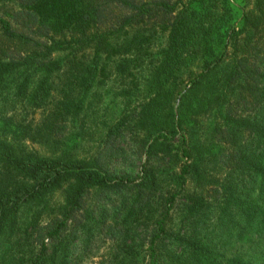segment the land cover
<instances>
[{
  "label": "trees",
  "instance_id": "1",
  "mask_svg": "<svg viewBox=\"0 0 264 264\" xmlns=\"http://www.w3.org/2000/svg\"><path fill=\"white\" fill-rule=\"evenodd\" d=\"M116 79L137 107L104 136L139 134L136 180L65 137ZM19 103L43 117L15 119ZM91 193L119 202L95 221ZM44 216L50 251L23 255ZM71 223L115 242L107 264L137 263L139 228L146 264H264V0H0V264H70Z\"/></svg>",
  "mask_w": 264,
  "mask_h": 264
},
{
  "label": "rangeland",
  "instance_id": "2",
  "mask_svg": "<svg viewBox=\"0 0 264 264\" xmlns=\"http://www.w3.org/2000/svg\"><path fill=\"white\" fill-rule=\"evenodd\" d=\"M19 7L17 4L9 6L8 12L13 15L15 12L16 14L19 13ZM18 11V12H17ZM19 19L11 20L13 26L18 31H22V24L24 25V19L21 18L20 15H17ZM57 38L62 39L61 36H56ZM158 42V41H157ZM158 44H160L158 42ZM17 45L13 46L12 51L16 52ZM124 88V85L121 84L120 80H110L106 85H102L94 88L88 97L92 100V108L91 110L87 111L84 114H81L77 120L72 123H68L66 128V136L71 137L75 140V144L73 145L74 141L70 140V145L76 146L75 151L80 156H96L97 153H100L101 159L109 160L113 158L115 154L119 155L118 160H112V166H116L118 174L124 177H130L131 180H136L138 175L140 174L141 166L145 163H149L146 157L144 156L143 152L139 148L138 140L140 138L139 134L135 133V131L126 128V132L124 131V137L113 140L111 142V146L106 143L105 133H106V124L114 123L120 120L121 116L124 114L131 113L133 108L137 107V104H127L130 106L124 107L123 103L125 102L123 96L121 95V91ZM96 91V96H95ZM96 99V101H95ZM125 104V103H124ZM14 115L15 119L18 120H33L34 123H38V121L43 117L41 109H32L30 107H26L22 103L14 105ZM43 113L45 115L46 113ZM131 115V114H130ZM129 119V118H128ZM26 146L29 149H34L40 155H49L51 153V146L49 143H41L40 141H28ZM108 146L111 149L108 150ZM63 199L62 194L57 193L54 200L52 201V206L57 209L58 205L61 204ZM85 200V207L90 211L92 217L96 218L97 221L98 210L103 208L105 205L107 209L112 207V204L115 202H119V199L116 197L109 198L105 202H102L104 198L101 197L100 200H97V194L91 193L87 196ZM111 201L112 203H108ZM56 221L53 217L44 216L42 217L41 221L38 223L37 228L35 229L34 234L30 235L27 234L26 239L25 237H20L19 240L24 242L25 241V250L23 255L26 256L31 255L32 257H36L39 253V249L41 248V241L46 245L50 251L51 244L53 243L49 236L43 232V230L48 231L46 228L49 229L50 225ZM84 223V222H83ZM91 226L94 225V222L90 223ZM97 227V226H96ZM42 228V230H41ZM72 231L76 232V242L72 249V254L70 256V264H107L110 255H112L116 251L115 242L109 240L107 235L101 234L97 237V228L95 231L90 234H93L91 240L88 239V235L85 234L84 231L71 223L68 225L67 229L61 232V237L64 238L65 235L71 234ZM37 232H40L42 235L37 238ZM89 234V235H90ZM145 233L142 232V229L139 228L138 236L135 240V244L137 248L140 249V255L137 259L136 264H146L143 262V257H145V251L147 249L146 240L144 239ZM87 236V237H86ZM62 238V239H63ZM29 244L31 245L29 248ZM29 250H32V254L29 253ZM29 264V262H27Z\"/></svg>",
  "mask_w": 264,
  "mask_h": 264
}]
</instances>
